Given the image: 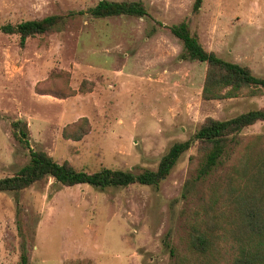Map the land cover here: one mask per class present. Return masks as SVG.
<instances>
[{"label": "rangeland", "instance_id": "374dc122", "mask_svg": "<svg viewBox=\"0 0 264 264\" xmlns=\"http://www.w3.org/2000/svg\"><path fill=\"white\" fill-rule=\"evenodd\" d=\"M100 0H0V179L16 175L42 151L76 170H156L176 143L192 139L206 119L226 120L264 107V97L206 101L208 66L183 59L171 27L182 22L226 61L264 77V0L142 1L148 17H69L60 30L29 38L1 31L6 24L87 11ZM200 8L195 11V5ZM89 90L80 93L81 86ZM82 118L89 132L64 136ZM29 129L30 149L13 123ZM224 166L197 180L203 149L194 144L160 187H63L53 180L19 193H0V264H174L194 261V227L220 220L222 264H234L245 228L212 191L243 172L264 151V122L242 131ZM256 155V156H255ZM225 160V161H226ZM232 202V201H231ZM32 245L30 248L29 246Z\"/></svg>", "mask_w": 264, "mask_h": 264}, {"label": "trees", "instance_id": "16d2710c", "mask_svg": "<svg viewBox=\"0 0 264 264\" xmlns=\"http://www.w3.org/2000/svg\"><path fill=\"white\" fill-rule=\"evenodd\" d=\"M200 2L195 5V11ZM148 9L142 1L100 0L87 11L70 12L68 15H52L42 19L24 21L19 24H6L1 31L7 35L20 37L21 46L29 38L47 36L59 31L69 17L88 16L91 19L117 17H148ZM172 34L183 44V59L206 63L208 66L202 97L206 101L236 98L239 95L264 97V77H257L249 67L226 61L215 52L208 51L198 37L191 31L187 22L171 27ZM80 93L89 92L81 86ZM259 122H264V107L254 109L226 120L208 118L194 137L188 141L176 143L162 158L156 170H144L135 173L130 170L103 168L96 173L76 170L69 162L58 163L53 157L42 151L30 150V161L16 175L0 179V193H19L37 183L53 180L63 187L88 184L97 189L128 188L132 185L160 187L171 174L179 159L198 143L204 150V156L197 168V180H205L224 166L229 157L230 146L238 144L237 137L242 131ZM15 135L22 145L30 149L29 129L27 124L13 123ZM89 132V121L82 118L68 125L64 130L67 139L79 141ZM256 156V155H255ZM256 163L241 161L234 170L247 166L243 172L229 175L227 184H219L212 191L209 206L213 207L219 200L234 206V210L243 222L245 240L239 244L234 264H264V151ZM226 160V161H225ZM232 201V202H231ZM220 220H213L204 226L205 230L194 227L189 238V250L194 261L182 260L174 249L171 256L176 258L174 264H222L220 250L222 242L218 231L222 228ZM21 264H31L30 255L24 242ZM30 248L32 245L29 246Z\"/></svg>", "mask_w": 264, "mask_h": 264}]
</instances>
